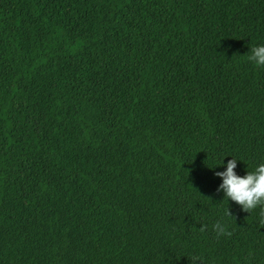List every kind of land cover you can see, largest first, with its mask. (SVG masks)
<instances>
[{"label": "trees", "instance_id": "obj_1", "mask_svg": "<svg viewBox=\"0 0 264 264\" xmlns=\"http://www.w3.org/2000/svg\"><path fill=\"white\" fill-rule=\"evenodd\" d=\"M258 44L264 0H0V264H264L214 175L264 163Z\"/></svg>", "mask_w": 264, "mask_h": 264}, {"label": "clouds", "instance_id": "obj_2", "mask_svg": "<svg viewBox=\"0 0 264 264\" xmlns=\"http://www.w3.org/2000/svg\"><path fill=\"white\" fill-rule=\"evenodd\" d=\"M255 66H264V44L251 48L247 57ZM238 159H228L220 162L223 171H216L215 176L220 178L217 191L223 193L224 199L230 200L240 206L241 210L250 213L259 207V223L264 224V163L258 164L252 171H246L243 176L235 171ZM229 214V213H228ZM217 235H228L227 225L217 221L213 225Z\"/></svg>", "mask_w": 264, "mask_h": 264}]
</instances>
